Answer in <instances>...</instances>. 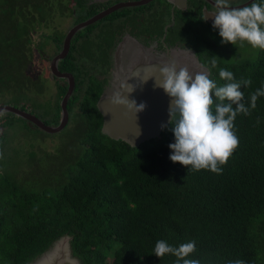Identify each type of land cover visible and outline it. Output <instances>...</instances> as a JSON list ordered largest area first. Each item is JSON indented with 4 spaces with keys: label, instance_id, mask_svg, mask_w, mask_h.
<instances>
[{
    "label": "trees",
    "instance_id": "obj_1",
    "mask_svg": "<svg viewBox=\"0 0 264 264\" xmlns=\"http://www.w3.org/2000/svg\"><path fill=\"white\" fill-rule=\"evenodd\" d=\"M70 1L0 0V105L30 110L51 125L60 123L67 87L58 86L54 103L41 102L32 95L38 80L26 69L35 60L34 48L44 54L46 50L33 42L34 29L40 26L39 36L49 37L44 30L47 23L63 14ZM73 1L77 22L98 12L87 0ZM120 13L115 11L79 32L72 46L79 56L60 62L61 69H71L77 78L68 102L70 121L63 130L71 129L73 120L83 126L68 130L75 142L68 139L74 144L64 146L62 155L52 153L44 161L57 166L54 171L43 164L44 173L19 177V156L8 155L5 149L11 123L15 118L27 120L11 112L0 117V162L14 158L13 164L0 165V264H29L64 235L71 237L72 253L81 264H175L173 255L161 258L152 253L159 239L175 246L195 240L196 250L188 258L200 264H264V96L249 115L237 116L240 143L221 173L193 172L173 162L171 124L139 146L104 134L97 103L113 67L115 25L108 21ZM102 22L99 42L81 41ZM204 44L199 51L217 58L218 66L210 65L211 79L224 84L219 77L223 67L237 80H252L250 87L242 88L243 102L250 106L251 95L264 86V51L257 57L231 56L230 43L220 50ZM233 51H239L238 46ZM76 106L81 112L74 111ZM42 131L47 137L56 135ZM27 162V173L31 164L32 172L39 158Z\"/></svg>",
    "mask_w": 264,
    "mask_h": 264
},
{
    "label": "clouds",
    "instance_id": "obj_2",
    "mask_svg": "<svg viewBox=\"0 0 264 264\" xmlns=\"http://www.w3.org/2000/svg\"><path fill=\"white\" fill-rule=\"evenodd\" d=\"M209 2L212 7H205L202 19H212V27L218 30L222 44L231 42L238 46L239 51L245 44L264 51V0H251L250 3L248 0ZM210 65L216 68L217 60L211 59ZM203 68L208 72L193 74L187 67H178L175 63L159 64L146 69L147 75L135 76L142 77L144 82L155 77V86L162 88L171 98L169 123L174 142L169 144L172 150L170 159L189 166V171L221 173L222 166L228 163L240 143L235 120L239 114L249 115L250 108L256 107L258 98L264 96V86L257 88L251 95V104L248 106L243 102L242 88L250 87L251 79L237 80L234 72L220 67L219 77L225 81L220 85L210 78L211 68L204 64ZM136 87L126 82L122 91L110 97L111 102L126 107L134 114L143 111L145 103H138L135 98L129 99L125 95L133 93ZM195 250V240L175 246L165 239H159L152 253L161 258L173 255L176 257L175 264H200L199 260L188 258Z\"/></svg>",
    "mask_w": 264,
    "mask_h": 264
},
{
    "label": "flooded vegetation",
    "instance_id": "obj_3",
    "mask_svg": "<svg viewBox=\"0 0 264 264\" xmlns=\"http://www.w3.org/2000/svg\"><path fill=\"white\" fill-rule=\"evenodd\" d=\"M126 2H135L137 4L134 6L128 5L121 7L116 11L120 10L122 13H120L118 17L111 18L108 21L113 22L112 24L115 25L114 29L116 35L113 46L110 50L113 67L108 75V83L109 78L112 75V82L115 81V71L117 70L118 63L121 65V73H123L122 68L131 66L132 64L135 66H138L137 64H142V66H144L145 62L152 61L147 53H150L152 57L165 61L167 59L169 60L172 56H175V52H194V56L198 61L210 67L211 57L208 56L209 53L206 51L201 52L199 49L204 43V45H206L207 42L217 50H220V47L222 46V43H220L222 37H220L218 30L213 29L211 19L208 21L202 19L205 7H212L209 0H87V3L94 4V7L98 9L97 13L115 4ZM248 2L250 3L251 0H248ZM236 6L237 5H234V7ZM239 6L242 7L244 5ZM73 16L75 22L73 27L84 21L77 22L76 13H74ZM99 21L93 24H96ZM104 24L105 22H102L99 25L94 26V28H92V33L96 31L98 34L100 30H102ZM89 26L90 25L87 27ZM87 27L77 31L72 37L70 48L65 58L61 60L71 59L72 61L74 55L76 57L79 56L78 51L72 50L73 41L77 34L86 30ZM37 28L39 29L40 26ZM35 30L37 29L35 28L34 31ZM68 33L65 35L63 33H56L54 35V32H51L48 33L50 36L47 38L40 35L45 39V41L40 42L45 49L50 44H53L57 48L58 52H56V54L50 59V72L52 73L53 78L57 80L58 86H66L67 91L69 90L71 80L66 77V74L73 76L76 88L77 78L75 72L71 69H61L60 60L59 69L61 73L65 74V76L59 77L53 73L51 64L53 59L62 53ZM89 35V32H86L81 38V41L89 39ZM62 36L63 42H60L59 38H62ZM145 50H147V53L142 52ZM117 56H120V61H117ZM207 59H210L208 60V63ZM108 87L109 85L106 86L105 90ZM28 111L30 112V110ZM32 127L36 126L33 125Z\"/></svg>",
    "mask_w": 264,
    "mask_h": 264
},
{
    "label": "water",
    "instance_id": "obj_4",
    "mask_svg": "<svg viewBox=\"0 0 264 264\" xmlns=\"http://www.w3.org/2000/svg\"><path fill=\"white\" fill-rule=\"evenodd\" d=\"M135 4L137 3L126 2L115 4L74 26L66 37L62 53L56 56L52 61L51 68L53 73L59 77L65 76V74L61 73L59 69V61L65 58L71 45V39L77 31L112 14L123 6H134ZM142 52L147 53V50ZM147 54L150 56L152 60L151 62H145L144 66H142V64H137L138 66L133 64L131 66H126V68H122L123 73L120 72L121 65L118 63L117 70L115 71V81L112 82L109 79V87L104 90L97 103L98 108L104 117L102 132L113 139L129 142L133 146H139L146 140L160 136L162 131L169 126V105L171 100L162 88L155 86V77L144 82L142 77L135 75H147L145 70L153 65L172 63H175L178 67H187L193 74L197 72H208L203 68V64L194 56V52H175V56H172L169 60L167 59L165 61L152 57L150 53ZM119 58L120 56H117V61H120ZM156 74L158 75V70H156ZM66 77L70 78L71 84L61 102L62 115L59 124H47L36 114L11 104L0 105V116L11 112L26 119L29 125L39 127L48 133H58L62 131L70 121L68 102L75 89V80L73 76L66 74ZM126 82L131 85H137L136 90L133 93H125V95H128L129 99L135 98L138 103H145L146 108L143 111L134 114L126 109V107L111 102L110 97L115 93L122 91V86L126 84ZM162 125L166 126L162 127ZM137 130H139L138 135ZM1 137L2 132L0 129V140ZM70 239L71 237L68 235L62 236L55 242L51 250L43 253V255L31 261L29 264H81L80 260L72 253ZM65 240H69L70 244L66 251L61 248L62 242L64 243ZM61 258H64L65 261L59 263Z\"/></svg>",
    "mask_w": 264,
    "mask_h": 264
},
{
    "label": "rangeland",
    "instance_id": "obj_5",
    "mask_svg": "<svg viewBox=\"0 0 264 264\" xmlns=\"http://www.w3.org/2000/svg\"><path fill=\"white\" fill-rule=\"evenodd\" d=\"M73 6L74 1L71 0L67 4V8L64 9L63 14H58L55 18L51 19L49 23H47L46 28L44 29L48 33L53 32L54 30H60L64 35L71 30V28L74 25V16H73ZM42 32V29L33 31L32 34V40L36 44L45 41L39 34ZM97 32L94 31L90 34L89 41L94 40L95 42H99V37L97 36ZM228 44V51L230 52L231 56L240 55L242 54L243 57H257L259 55L258 49H253L250 45L245 44L243 47H241L240 51L234 52L233 49L236 48L237 45L232 44L229 42ZM96 45V44H93ZM222 47V46H221ZM57 48L50 44L47 46L45 54L44 51L41 53V50H32V54L34 55V62L33 64H30L27 67V73L33 80H38V83L34 85L32 88V95L33 98H36L37 100L41 102H47L50 101L51 103H54L57 99V92H58V83L57 80L53 78L52 73L50 72V59L56 54ZM217 59V58H216ZM223 59V58H222ZM207 59V63H208ZM92 73L96 76H99L98 70L92 71ZM110 81L113 80V75L110 76ZM50 112L52 110V107H50ZM75 112H81L79 106H76L74 109ZM84 111V110H83ZM43 118V116H41ZM4 119V116L3 118ZM45 119V118H44ZM77 124H80L83 126V123L77 122L73 120V122H70V128L67 130H62L58 133H56L55 136L47 137L48 135H45L42 130L37 129L36 127H32L28 124V122H25L24 120L20 118H15V121H13L10 125V128L8 130V139L9 143L6 144L8 149H5L8 155H11V153L18 155L19 159L21 161V164L18 165L19 170L21 171V174L19 177L25 176V175H35V174H42L44 173V170H42L43 164L47 165L44 161H49L51 159L50 155L52 153H57V155H62L61 153L64 152V146H70L73 144L67 143V140H71L75 142V138L72 134ZM167 128V127H166ZM165 128V129H166ZM70 129L69 132L68 130ZM45 154V157L43 158ZM32 155V156H31ZM38 157L39 163L36 165V168L30 172L32 169V164L29 165V172L28 171V162L30 157ZM42 157V158H41ZM57 156H55L56 158ZM61 158H59L60 160ZM56 160V159H54ZM14 158L11 160L3 159L0 162L1 167H4L9 164H13ZM51 163V162H50ZM48 167L52 168L53 171L57 166H54L52 163L47 165ZM21 168V169H20ZM18 175V172L16 173ZM69 240H65L64 243L62 242L61 248L66 251L67 248H69ZM65 259L61 258L59 260V263L64 262Z\"/></svg>",
    "mask_w": 264,
    "mask_h": 264
}]
</instances>
